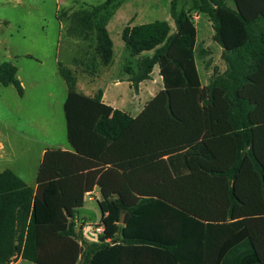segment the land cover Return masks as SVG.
Listing matches in <instances>:
<instances>
[{
  "label": "trees",
  "instance_id": "16d2710c",
  "mask_svg": "<svg viewBox=\"0 0 264 264\" xmlns=\"http://www.w3.org/2000/svg\"><path fill=\"white\" fill-rule=\"evenodd\" d=\"M120 1L105 0L71 14L67 35L94 41L87 59L91 72L112 62L106 24ZM187 4L170 1L173 29L164 21L122 29L134 90L156 65L162 81V89L135 118L103 104L100 90L92 96L79 93L74 72L58 63L67 89L63 112L71 150L43 152L34 190L9 170L0 173V264L14 255L34 264H122L124 252L139 245H177L186 242L187 233L198 242L201 222L211 211L210 204L199 202L206 192L201 175L216 172L230 181V171L203 168L229 165L231 132L264 120V0ZM192 11L211 23L225 64L203 88L195 67L200 53ZM9 85L22 96L15 64L2 62L0 86ZM216 116L223 119V151L202 154L207 144L199 136L214 133ZM234 117L245 120L232 122ZM251 158L257 162L253 152ZM94 187L101 196L102 233L97 242H86L73 220ZM254 254L259 264L261 253Z\"/></svg>",
  "mask_w": 264,
  "mask_h": 264
},
{
  "label": "crops",
  "instance_id": "0c3cea01",
  "mask_svg": "<svg viewBox=\"0 0 264 264\" xmlns=\"http://www.w3.org/2000/svg\"><path fill=\"white\" fill-rule=\"evenodd\" d=\"M153 2L149 3V6L155 7L156 5L157 7V3L154 2L156 3L154 5ZM21 4H23V0H0V28L9 24L4 13ZM59 7L60 1L57 2L54 10L55 26L58 29L56 35L52 34L48 37L46 32L41 31L43 35L40 34L41 32H36L28 38L22 37L24 44L29 45L28 54L26 55H29L30 58H25L34 61V63L19 65L17 59L16 77L22 86L23 94L19 96L17 93L16 95L11 93L9 96L10 101L8 100L9 110L17 113V119H21L27 125H34L32 128H36L44 138H42V146L39 150L38 166L34 174L32 172L31 182L26 180L23 174L24 168L8 166L0 170V173L9 170L33 190L36 188V177L43 152L46 149L71 150L66 137V121L63 112L67 89L57 67L60 63L57 61V55L60 42L59 29L62 25H60V19L58 18ZM200 16L199 14L198 17ZM204 25L205 27L202 23L199 27L194 25L195 48L200 53V56L195 58V67L201 88L208 85L213 74L222 73L225 70V64L221 58L222 48L212 38L211 23L208 21ZM170 27L173 29V25ZM18 28L20 29L21 26ZM41 29H43V26ZM200 33L202 35L207 33L206 41L201 36L199 38ZM30 51L34 52L31 54ZM46 61L50 66L45 71ZM111 66L113 67V64L105 67L106 70L110 71ZM21 72L22 76L20 75ZM127 73L126 66H124L123 70H119L117 76L107 77L108 84L103 89L97 88L95 91H90L84 95L92 96L97 90H100L103 104L135 118L157 92L162 89V81L159 68L156 65L152 68L149 78L140 82L137 89L134 90L129 80L130 74ZM60 80L65 87H63ZM7 88L0 86V93L4 94L1 90ZM140 99V104L136 103ZM135 100L137 101L135 102ZM55 105L56 109H54ZM244 120V117L232 118V122H244ZM250 121L255 122L254 119ZM63 122L65 139L64 141H56V124L58 123V130L61 131ZM213 123L215 124L214 133L202 132L199 136V141L204 140L203 142L207 144L206 148L201 147L199 150L202 154L208 155L207 152H213L217 155L223 151V134H221L223 119L216 116ZM198 124L202 125L203 120H198ZM201 128L205 127L201 126ZM20 133L24 134V131H20ZM27 138L31 139L30 136ZM0 147H2L1 144ZM30 148L29 145L26 146V151H30ZM230 151L231 163L229 165L223 166L215 162L213 165L210 164L203 168V170L208 171H230V181L226 178L227 183L224 182L223 174H217L216 172L214 174L207 172V174L201 175L199 181L201 183L199 184L200 187L206 188V192L204 196L199 197V202L210 204L211 211L205 213L206 221L201 222L204 227L199 230L198 242H192L189 233H187L185 243L177 245H139L132 251L126 250L124 252L122 264H258L255 252L261 253L259 264H264V120L245 130L231 132ZM188 152L186 148V154ZM251 152L256 155L257 162H260V164L254 158H251ZM179 168L187 172V164L185 166L184 163H181ZM229 188L233 190L232 193H229ZM85 197L94 199L96 204L97 201L101 200L97 187H94ZM82 208L77 211L73 222L75 230L79 231L85 240L86 225H91L93 222L86 215L80 214ZM101 216V213H99L96 218L98 222L97 224L94 223L96 225L94 231L97 233V240L102 233ZM8 264L34 263L14 255Z\"/></svg>",
  "mask_w": 264,
  "mask_h": 264
},
{
  "label": "rangeland",
  "instance_id": "374dc122",
  "mask_svg": "<svg viewBox=\"0 0 264 264\" xmlns=\"http://www.w3.org/2000/svg\"><path fill=\"white\" fill-rule=\"evenodd\" d=\"M59 1L58 18L60 19V25H62L59 29L60 42L57 61L74 72L76 89L83 95L88 94L90 91H95L97 88L103 89L108 84L107 77L111 75L117 76L119 70H123V67L128 64L121 37L124 26H135L153 21H164L170 26L173 25L169 15V4L171 0H121L117 3L106 24V30L113 45V62L111 63L113 67L111 66L110 71H108L105 68L108 66L97 65L94 72H91L87 59L92 53L94 45L93 39L70 37L66 33V28L70 25L72 13L89 10L92 6L102 4L105 0H23V4L14 6V9L4 13L9 24L0 28V64L10 61L16 66L17 59L19 65H23V63H34V61L25 58L26 54H28L29 45L24 44L22 37L25 36L28 38L31 34L33 35L36 32L40 33L41 31L46 32L48 37L52 34L56 35L58 29L55 26L54 10L55 5ZM151 1L157 3L156 7V3L153 2L156 8L149 6V3H152ZM186 1H188L186 8H189V0ZM196 14L199 16V13L192 11L191 17ZM192 21H194L196 27H199L201 23L205 27L204 23H208L206 17L202 15L197 19L192 18ZM20 26L21 28L19 29L18 27ZM42 26L43 29H41ZM40 34L43 35L42 32ZM198 36L199 38L200 36L203 37L205 41L207 39V33L203 35L200 33ZM30 52L32 54L34 51ZM49 66L50 64L46 61L45 71ZM123 73L125 72L123 71ZM20 75L22 76V72ZM61 83L65 87L62 81ZM6 87H8V90H1L4 94L0 93V144L2 145L0 147V170L8 166L24 168L23 170L25 171L23 174L26 180L31 182V176L38 166L39 150L42 146L41 141H43L42 138L44 136L36 128H32L34 125H27L21 119L18 120L17 113L9 110V96L11 93L16 95V92L13 86L9 85ZM140 101L141 99L136 103L140 104ZM54 109H56V105ZM56 125L55 140L64 141V122L61 131L58 130V123ZM20 131H24V134L20 133ZM29 136L31 138L30 140L27 138ZM28 145L31 147L30 151H26V146ZM99 213L100 211L96 201L85 197L84 206L80 214L86 215L93 222L91 225H86L84 231V238L88 242L97 241V233L94 231L96 225L94 223L97 224L98 219L96 218L99 216ZM80 217L82 218V216Z\"/></svg>",
  "mask_w": 264,
  "mask_h": 264
},
{
  "label": "water",
  "instance_id": "95a60500",
  "mask_svg": "<svg viewBox=\"0 0 264 264\" xmlns=\"http://www.w3.org/2000/svg\"><path fill=\"white\" fill-rule=\"evenodd\" d=\"M123 220H124V216L121 215V217H120V223H123Z\"/></svg>",
  "mask_w": 264,
  "mask_h": 264
},
{
  "label": "built area",
  "instance_id": "2783aa9c",
  "mask_svg": "<svg viewBox=\"0 0 264 264\" xmlns=\"http://www.w3.org/2000/svg\"><path fill=\"white\" fill-rule=\"evenodd\" d=\"M192 18H193V19H197V18H198L197 14H196L195 16L193 15ZM97 230H98V229H97Z\"/></svg>",
  "mask_w": 264,
  "mask_h": 264
}]
</instances>
